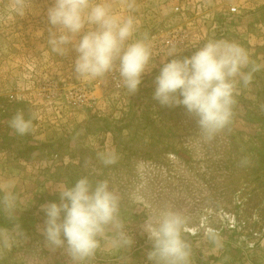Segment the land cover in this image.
<instances>
[{
    "label": "rangeland",
    "instance_id": "1",
    "mask_svg": "<svg viewBox=\"0 0 264 264\" xmlns=\"http://www.w3.org/2000/svg\"><path fill=\"white\" fill-rule=\"evenodd\" d=\"M108 2L118 15L135 17L137 35L152 40L161 28L171 30L181 56L224 39L244 47L260 70L250 85L238 86L232 122L211 140L201 136L183 106L162 107L152 98L167 54L154 57L156 67L121 107L110 102L101 115L63 107L57 114L41 102L38 86L94 80L73 74L74 54L51 51L45 15L51 0H26L24 17L9 11L12 0H0V185L14 182L21 203L29 204L18 216L30 237L3 264H71L62 251L42 246L37 229L44 219L40 205L59 200L54 188L82 176L108 182L134 237L128 251L103 244L90 264H149L151 244L138 226L165 208L189 219L192 264H264V0ZM17 112L32 119L31 132L23 136L9 127ZM108 150L118 160L105 166L98 154ZM245 159L249 163L242 166ZM209 230L218 234L219 247L205 238Z\"/></svg>",
    "mask_w": 264,
    "mask_h": 264
},
{
    "label": "clouds",
    "instance_id": "2",
    "mask_svg": "<svg viewBox=\"0 0 264 264\" xmlns=\"http://www.w3.org/2000/svg\"><path fill=\"white\" fill-rule=\"evenodd\" d=\"M128 9L134 11V4L129 2ZM9 11L24 17L29 11L26 0H12ZM45 15L51 51L60 57L74 54L72 71L77 78L103 80L114 74L134 95L143 76L156 67L148 34L137 35L135 17L118 15L108 0H51ZM181 51L173 46L160 61L152 98L162 107L183 106L195 118L201 136L211 140L231 124L238 86L250 85L260 66L253 64L244 47L224 39L208 40L190 55L181 56ZM9 127L26 135L32 119L17 112ZM98 158L105 166L118 160L113 150L99 153ZM247 163L241 161L242 166ZM54 191L58 202L40 205L44 219L37 230L44 248L62 251L71 264H90L103 244L115 251L131 249L134 237L122 216L120 198L106 180L93 182L82 176ZM28 205L21 203L14 182L0 185V215L6 221L0 224V264L30 240L18 216ZM188 223L186 215L170 208L146 215L138 228L151 244L145 254L149 264H192ZM204 235L220 246L217 233L209 230Z\"/></svg>",
    "mask_w": 264,
    "mask_h": 264
},
{
    "label": "built area",
    "instance_id": "3",
    "mask_svg": "<svg viewBox=\"0 0 264 264\" xmlns=\"http://www.w3.org/2000/svg\"><path fill=\"white\" fill-rule=\"evenodd\" d=\"M236 9L237 6H231L232 11ZM151 37L154 57L164 56L173 46L176 48L177 41L171 30L161 28L158 34H153ZM36 90H38L37 94L41 95V102L55 109L57 114L65 107L90 110L101 115L104 114V107L110 105V102L121 107L122 100L129 96L114 74L103 80H94L91 85L80 82L70 86H60L56 82H51L49 86H38Z\"/></svg>",
    "mask_w": 264,
    "mask_h": 264
}]
</instances>
